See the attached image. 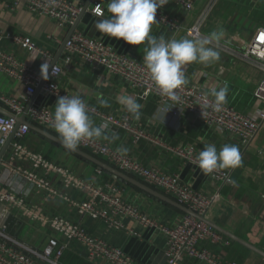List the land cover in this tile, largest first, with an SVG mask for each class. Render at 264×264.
<instances>
[{
    "label": "crops",
    "instance_id": "1",
    "mask_svg": "<svg viewBox=\"0 0 264 264\" xmlns=\"http://www.w3.org/2000/svg\"><path fill=\"white\" fill-rule=\"evenodd\" d=\"M72 1L84 5L87 0ZM106 6L104 7V16L94 15L88 6L75 30L87 36L101 39L120 53L143 60V44H128L122 38L107 36L95 28V22L108 15ZM206 7L207 0H200L196 2L193 10L182 11L178 16L184 28L197 27L198 37H192L185 30H181L175 34L174 38L179 39L185 36L202 38L210 35L214 30H222V39L208 45L219 51L221 59L207 66L198 62L187 64L184 67V72L188 84L200 83L210 92L211 88H218L227 83L229 88L227 104L242 113L255 116L258 111L264 109V99L256 97L253 92L264 82V68L257 62L241 58L238 56V52L249 41L257 27H264V0H218L209 10ZM70 28H61L55 21L44 16H37L22 5L11 7L0 0V31L30 36L38 46L50 51L52 61L57 57ZM151 34L157 37L164 36L167 39L165 33H155L154 24ZM0 47L13 55L20 63L29 65L39 72L40 65L43 63V58L39 54L29 53L7 38L1 41ZM55 63L61 64L63 69L58 78V84L68 92L81 96L87 104L96 106L106 113H118L125 109L117 102L116 97L121 94L130 95V91L119 78L107 73H96L87 66L79 64H62V52ZM0 93L26 101V106H47L53 113L55 102L58 99L45 94L40 89L36 90L35 94L27 101L23 84L2 72H0ZM137 102L142 105L141 115L138 120H134L146 124L154 133L168 142L197 141L201 150L209 143H214L218 150L226 143L237 145L242 154L243 163L233 170L232 175L236 179L235 185L225 184L218 187V183L210 175H204L197 166L165 155L145 141L134 144L124 131L114 132L118 135L114 141H105L116 149L127 148V153L145 164L156 165L169 172L177 173L183 182L194 189L201 190L206 194L218 190L219 196L208 209L206 218L264 251V199L262 198L264 189L261 190L264 180L261 178V174L264 173V162H260L254 156L255 148L264 147V143L259 147L257 144L259 143L257 136L260 131L251 144L244 149L233 137L208 130L185 119L178 120L171 112H161L154 99L137 100ZM0 110L6 112L1 102ZM89 115L95 125L102 123L90 112ZM26 119L28 118L26 117ZM106 134L111 136L113 133L109 129ZM101 140L104 139L101 138ZM13 143H19L23 148L42 155L49 163L61 167L73 179L93 182L98 185L115 183L121 196L141 207L154 219L156 225L144 228L134 220L124 218L125 229H115L101 219H94L80 213L72 206V202L80 201L85 197L83 189L75 186L66 176L56 174L54 171L36 170L39 175L51 181L57 191L55 194H50L33 185L22 176L12 175L8 168L10 163L25 170H33L32 162L29 159L22 156L12 158ZM2 146H0V150ZM100 159L106 162L104 158ZM0 185L10 188L24 202L25 207L20 205L11 208L9 226V230L22 241L35 246L43 244L48 235L55 233L49 220L54 216H63L71 223L80 225L108 243L121 248L129 256L144 264H165L163 228L168 224L175 223L182 213L168 204L145 195L138 188L112 179L92 163L75 156L66 148L45 140L30 130L21 138L14 136L2 156ZM30 208L37 210L44 221L34 217L29 212ZM224 238L226 237L224 236ZM228 241L227 244L220 242L216 246L222 257L236 260L241 264H264V257L237 242H232L229 239ZM184 264L197 263L193 260H186Z\"/></svg>",
    "mask_w": 264,
    "mask_h": 264
},
{
    "label": "built area",
    "instance_id": "2",
    "mask_svg": "<svg viewBox=\"0 0 264 264\" xmlns=\"http://www.w3.org/2000/svg\"><path fill=\"white\" fill-rule=\"evenodd\" d=\"M8 6H24L29 12L47 17L57 23L61 28H70L82 11L83 5L72 0H2ZM200 0H169L156 12L155 33H165L167 39L174 38L181 30L198 37L196 26L184 28L178 18L180 12H190L196 2ZM218 0H207L209 10ZM108 0H91L89 8L95 14V9L107 5ZM98 16V15H96ZM9 39L15 45L29 53H37L52 62V54L47 48L38 46L30 36L22 33H4L0 31V43ZM238 56L245 60L259 63L264 68V27H257L249 41L238 52ZM62 64H79L87 66L96 73H107L119 78L130 91V95L137 100L154 99L158 110L171 112L178 120H188L208 130L235 138L246 149L255 139L264 123V109L255 116L245 114L231 105H224L222 110L216 112L211 107L214 98L200 83L187 84L177 89L181 101L173 104L164 96L151 81L143 60L133 58L118 52L113 46L101 39L94 38L75 30L65 41L62 50ZM62 65L54 63L49 71V80L41 85V90L50 96L74 94L68 92L58 84L62 74ZM0 72L19 80L24 86V92L29 98L35 94L42 78L40 73L26 64L20 63L13 55L0 47ZM255 96L264 99V82L255 91ZM0 102L10 115L0 113V146L7 136L14 130L16 118L25 113L27 122L39 126L53 135L58 134L51 127L52 110L47 106H29L26 101L8 97L0 93ZM87 104V103H86ZM88 111L102 122H109L110 132L118 130L126 132L134 144L145 141L165 155L175 157L184 163L197 166L196 157L201 151L197 141L171 143L154 133L146 124L135 121L126 109L118 113H106L98 107L87 104ZM27 109V111H26ZM26 111V112H25ZM29 131L27 123L19 125L15 136L23 137ZM78 148L104 158L106 162L116 169L140 180L144 184L171 197L178 203L190 208L198 215L205 216L210 206L218 198L219 191L206 194L194 189L183 182L179 175L169 172L156 165L141 162L131 154H121L115 147L101 139H82ZM12 158L22 156L32 162L33 170H25L12 163L8 165L12 175L22 176L25 180L55 194L51 181L39 175L36 170L56 172L66 176L75 186H79L86 194L85 197L72 206L80 213L94 219H101L115 229H125L124 218L134 220L142 227L156 225L154 219L141 207L124 199L115 183L98 185L93 182H82L73 179L61 167L49 163L42 155L23 148L19 143H13ZM198 167V166H197ZM234 169H218L209 174L218 183V187L233 184ZM264 199V194H262ZM24 206L22 198L7 186L0 185V264H61L60 257L64 250H69L82 256L91 264H144L125 253L121 248L108 243L106 240L94 235L84 227L71 223L63 216H54L49 221L52 233L45 242L39 246L22 241L10 229L11 208ZM34 217L44 221L37 210L29 211ZM206 217V216H205ZM46 222V221H45ZM129 231V230H128ZM130 232V231H129ZM57 234H60L59 236ZM165 264H184L186 260H193L197 264H241L236 260L222 257L216 246L228 239L211 226L196 217L181 213L180 218L173 224L163 228Z\"/></svg>",
    "mask_w": 264,
    "mask_h": 264
},
{
    "label": "clouds",
    "instance_id": "3",
    "mask_svg": "<svg viewBox=\"0 0 264 264\" xmlns=\"http://www.w3.org/2000/svg\"><path fill=\"white\" fill-rule=\"evenodd\" d=\"M168 2L169 0H108L106 6L108 15L96 21L95 28L107 36L122 38L128 44H143V63L151 81L173 104H177L181 101V96L176 90L188 84L184 67L192 62L207 66L219 61L221 59L219 51L208 45L221 40L223 31L214 30L202 38L185 36L179 39H165L164 36L152 35L157 9ZM95 14L104 16V10L97 7ZM49 69L50 62L44 60L39 69L42 79L49 78ZM228 92L227 83L218 88H211L206 95H211L214 100L205 107H211L216 112L221 111L228 102ZM116 99L134 119L140 118L142 105L137 102L136 97L121 94ZM51 127L58 134L59 142L72 152L77 150L79 142L85 138L113 141L118 138L117 134L113 133L111 136L106 134L109 130L108 121L99 125L94 124L86 102L79 95H64L56 100ZM117 151L126 155L128 149L119 147ZM196 161L201 172L209 175L218 169L238 168L242 165L243 158L237 145L226 143L218 150L214 143H209L198 153Z\"/></svg>",
    "mask_w": 264,
    "mask_h": 264
},
{
    "label": "water",
    "instance_id": "4",
    "mask_svg": "<svg viewBox=\"0 0 264 264\" xmlns=\"http://www.w3.org/2000/svg\"><path fill=\"white\" fill-rule=\"evenodd\" d=\"M91 0H87L85 2V4L83 5L82 11L80 12V14L78 15L76 21L74 22V24L71 26L67 36L65 37L61 49L59 50L57 57L60 55V53L63 50L64 47V43L65 41L70 37V35L74 32V30L76 29L82 15L84 14V12L87 10L89 4H90ZM57 57L51 62L50 64V68L52 67V65L56 62ZM50 71V69H49ZM45 82L44 79L41 80L37 91L40 90L41 85ZM30 106V105H29ZM27 106V108L29 107ZM27 111V109H26ZM25 111V112H26ZM0 113H3L5 115H10L7 112H3L2 110H0ZM23 123H27L29 126V130L33 131L37 134L40 135V137L44 138L45 140L54 142L55 144L65 148L60 142L57 136L53 135L52 133L48 132L47 130L36 126L32 123H29L26 121L25 118V113L23 115H21V117L18 119L16 118V125L14 130L9 134L8 138L6 139L5 143L3 144L1 150H0V160L2 158V156L4 155L5 151L7 150L8 146L10 145V143L12 142L14 136H15V132L17 131L19 125L23 124ZM70 151V150H69ZM72 152V151H71ZM75 156L80 157L81 159L92 163L98 170L102 171L104 174L110 176L112 179L114 180H118L126 185H130L133 186L135 188H138L139 190H141L145 195L150 196L158 201H161L165 204L170 205L171 207L175 208L176 210L185 213V214H189L193 217H196L197 219H199L200 221L205 222L206 224H208L209 226H211L213 229H215L216 231H218L220 234L224 235L226 238H228L230 241L232 242H237L239 244H241L242 246L246 247L247 249L259 254L260 256L264 257V251L261 250L260 248L256 247L255 245L249 243L248 241L242 239L241 237L237 236L236 234L230 232L229 230L221 227L220 225L216 224L214 221L209 220L208 218H206L205 216H201L198 215L196 212H194L193 210H191L190 208L178 203L177 201H175L174 199H172L171 197L163 194L162 192L144 184L143 182H141L140 180L128 175L125 172H122L118 169H116L115 167H113L112 165L108 164L107 162L103 161L102 159L91 155L90 153L86 152L85 150L78 148L75 152H72Z\"/></svg>",
    "mask_w": 264,
    "mask_h": 264
},
{
    "label": "trees",
    "instance_id": "5",
    "mask_svg": "<svg viewBox=\"0 0 264 264\" xmlns=\"http://www.w3.org/2000/svg\"><path fill=\"white\" fill-rule=\"evenodd\" d=\"M61 264H91L82 256L75 254L69 250H64L60 257Z\"/></svg>",
    "mask_w": 264,
    "mask_h": 264
},
{
    "label": "rangeland",
    "instance_id": "6",
    "mask_svg": "<svg viewBox=\"0 0 264 264\" xmlns=\"http://www.w3.org/2000/svg\"><path fill=\"white\" fill-rule=\"evenodd\" d=\"M255 91H256V89H254V94H255ZM257 138L259 139V143H257L258 144V147H259V145L261 146L262 145V143H264L263 142V140H264V125H263V127L260 129V132H259V135L257 136ZM256 150H255V153H254V156L256 157V158H258V160L260 161V162H264V147H259V148H255ZM261 178H264V173L263 174H261ZM235 183H236V179H235V177L233 178V185H235ZM262 188H261V190L262 189H264V180H263V183H262ZM260 190V191H261Z\"/></svg>",
    "mask_w": 264,
    "mask_h": 264
}]
</instances>
